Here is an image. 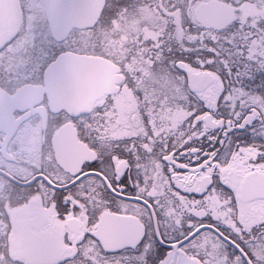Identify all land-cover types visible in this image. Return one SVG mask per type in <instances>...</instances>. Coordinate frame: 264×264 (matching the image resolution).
<instances>
[{
	"label": "snow or ice",
	"instance_id": "1",
	"mask_svg": "<svg viewBox=\"0 0 264 264\" xmlns=\"http://www.w3.org/2000/svg\"><path fill=\"white\" fill-rule=\"evenodd\" d=\"M65 107L0 193V264H264V0H63Z\"/></svg>",
	"mask_w": 264,
	"mask_h": 264
},
{
	"label": "flooded vegetation",
	"instance_id": "2",
	"mask_svg": "<svg viewBox=\"0 0 264 264\" xmlns=\"http://www.w3.org/2000/svg\"><path fill=\"white\" fill-rule=\"evenodd\" d=\"M17 1L20 28L0 46V193L8 178L26 174L39 162L52 115L66 106L52 68L39 59L41 49L46 40L63 38L80 28L57 32L61 24L52 23L51 17L62 12L63 1Z\"/></svg>",
	"mask_w": 264,
	"mask_h": 264
},
{
	"label": "water",
	"instance_id": "3",
	"mask_svg": "<svg viewBox=\"0 0 264 264\" xmlns=\"http://www.w3.org/2000/svg\"><path fill=\"white\" fill-rule=\"evenodd\" d=\"M61 2L63 0H60ZM60 8V6H58ZM52 18H55L53 20ZM58 21L61 28L57 32L67 34L72 28L82 27L88 20L74 16L68 21H65L63 12L57 13L51 17V22L56 24ZM22 22V13L17 0H0V46L11 40L17 33Z\"/></svg>",
	"mask_w": 264,
	"mask_h": 264
}]
</instances>
